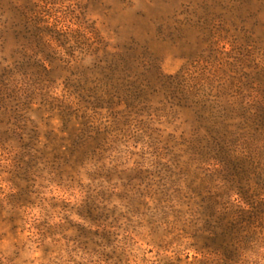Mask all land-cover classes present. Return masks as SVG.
<instances>
[{
	"label": "rangeland",
	"instance_id": "rangeland-1",
	"mask_svg": "<svg viewBox=\"0 0 264 264\" xmlns=\"http://www.w3.org/2000/svg\"><path fill=\"white\" fill-rule=\"evenodd\" d=\"M0 264H264V0H0Z\"/></svg>",
	"mask_w": 264,
	"mask_h": 264
}]
</instances>
